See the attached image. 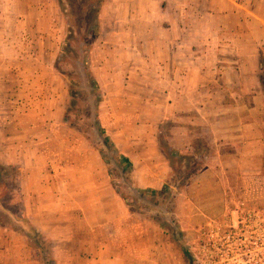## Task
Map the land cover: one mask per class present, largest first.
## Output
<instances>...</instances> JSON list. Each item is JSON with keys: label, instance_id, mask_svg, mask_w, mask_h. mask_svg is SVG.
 <instances>
[{"label": "rangeland", "instance_id": "1", "mask_svg": "<svg viewBox=\"0 0 264 264\" xmlns=\"http://www.w3.org/2000/svg\"><path fill=\"white\" fill-rule=\"evenodd\" d=\"M33 1L45 10L39 20L34 19L33 28L12 25L0 9V74L17 92L29 82L36 92L48 88L50 105L48 112H35L26 122L32 163L26 170L10 166L9 181H0V264H57L52 253L63 245L64 236L82 251L99 244L112 256L119 255L124 264H264V68H258L262 90L251 112L220 92L217 81L209 84L215 89L208 96L198 91L188 97L172 95L175 74L163 41L180 40L183 35L162 28L171 22L175 28L184 27L180 11L187 2L134 0L133 13L143 9L142 20L130 23L124 20L123 0L115 5L108 0L100 11L98 33L84 39L81 33L89 28L87 8L95 7L93 0ZM198 3H205L204 9L219 4L218 0ZM183 19L186 28L196 29L186 39L198 41L204 28L223 22L199 9L193 18L189 14ZM71 28V45L81 57L72 54L58 62ZM227 38L231 45L241 46L240 55L250 60L254 47L249 41H237L234 29ZM210 53L206 60L198 50L195 63L188 65L192 88L202 87L198 77L209 68L221 76L235 71L217 61L219 56L234 58L235 49ZM178 66L187 67L181 62ZM251 67L241 65L244 77L238 84L243 89L253 86ZM91 75L98 89L93 88ZM18 79H24L20 85ZM239 86H235L238 91ZM66 107L71 110L69 120L64 119ZM247 121L260 123L257 137L251 143L230 139L234 130L223 124ZM200 122L212 125L201 131ZM180 124H188L189 130ZM220 138L223 144L218 143ZM41 186L49 188L26 193ZM57 201L83 207L72 209L75 217L63 222L49 220L55 207L47 210L49 217L42 214L48 206L37 208L41 202ZM90 201L97 206L91 209ZM25 205L47 219V226L40 222L46 230L58 226L47 232L61 239H51L52 249L45 236L36 244L16 234L27 233ZM200 217L205 221L196 220ZM62 223L69 227L63 230ZM234 233L244 237L246 248L232 239ZM76 264L84 262L76 260Z\"/></svg>", "mask_w": 264, "mask_h": 264}, {"label": "crops", "instance_id": "2", "mask_svg": "<svg viewBox=\"0 0 264 264\" xmlns=\"http://www.w3.org/2000/svg\"><path fill=\"white\" fill-rule=\"evenodd\" d=\"M117 1L118 0H110V5H115ZM133 1L134 0H123L124 20L130 23L132 21L137 22L142 20V18L139 17V14L140 12H143V9L139 8V12L134 14V10L132 9ZM159 1L162 2L163 0ZM184 1L187 2V8L185 9L182 7L180 11V15L182 16L181 19L183 20L184 24L183 28H175V25L172 22L170 23V26L164 28L162 22L160 23L164 31H171L173 34L180 33V35H183L182 39L180 40L173 39L172 41H163V43L168 46L169 52H171L170 64L172 67V72L175 74L172 79L174 80V84H176V86L174 87V90L170 91V93L176 96L184 95L188 97L192 91H198L202 93V95L208 96L209 91L215 89L212 87L210 88L209 84L211 82L214 83L217 81V89H219L220 92L226 96L228 95L230 97L236 98V102L238 104H242V106H244L247 111H253L256 107V99L259 98V92L262 90L258 76V68L259 56L260 54H264V0H218L219 4L217 7H210L206 9L203 7L201 8V6L205 5V3L200 5L198 3L200 0ZM188 1L191 4H189ZM202 1L206 2L207 0ZM0 9L2 11V17L6 16V20H10L9 23H12V25H14L13 23L17 22L18 25H21V28H29V26L33 28V24L35 22L34 19L37 18L39 20V14L44 13L45 11L43 5L39 3L35 4L33 0H0ZM198 9L205 15L219 16L222 18L223 22L218 24L216 28H204L202 32V41L194 39L187 40L196 29L186 28V19H183V17L190 14V16L193 18L194 15H196V12H198ZM162 11L163 7L160 5V12ZM24 23L27 27L23 26ZM0 28H3V25L0 26ZM233 29L236 32L237 41H249L254 47V52H252L250 60L247 59L243 53L240 55L239 47L242 48L241 46L237 44L234 46L228 42L229 40L227 38V32ZM214 36H218L216 39L218 40L217 44ZM217 48H219V50L222 48L235 49L234 58L228 59L224 56H219L217 58L218 63L222 64L224 68L234 69L235 71L230 73L228 76H221L216 75L214 71H211V68L207 69L209 70L208 73L203 71L204 69H200L203 71V73L198 77V84L200 83L202 87L192 88L189 84L192 79L190 80L188 65L195 63L198 50L200 51L201 49L202 58H206V60H208L209 57H211L210 52ZM1 62L2 61H0V64ZM179 62L185 63L187 67H182L180 69L178 66ZM204 63L207 64L205 61ZM246 64H250L252 66L251 69L252 72H254V83L252 82L253 86L249 87L248 89H243L238 83H240L244 77V75L241 73V65ZM8 65H10L9 58ZM175 66L176 73L174 71ZM5 69L10 70L9 67H6ZM23 80L18 79L19 85ZM8 81L10 80L7 76L5 77L3 74H0V162L7 165H19V167L22 166L19 169L26 170L25 168L30 163H32V157L34 156L33 154H30V149L26 147V142L30 140L29 128L26 122L28 120V116L32 115L33 113L39 111L48 112L50 110V105L48 102L49 90L47 88L46 92L44 91L45 89L41 92H36V89L32 86V84L30 85L29 82V86L26 84V87H23L24 91L22 89H18L19 91L17 92L16 89L14 90L11 88V84L8 83ZM44 82L45 81L43 80V84ZM2 84H4L6 87L2 88ZM230 85H232V88H230ZM237 85L239 86V91L235 88ZM170 93L169 95H171ZM38 94H40L41 100L38 97ZM39 101H41V103H39ZM198 125L200 130L203 131L204 129L211 127L212 124L200 122ZM223 126L232 128L234 130L232 133H230L232 135L230 136V139H233V141L237 143H246L248 140L250 141L248 143H251L252 140L257 137V131L261 129L260 123L256 121L233 122L231 124L224 123ZM179 127L183 129L187 128L188 130L190 128L188 124H180ZM253 133H255V135H253ZM218 143L223 144V140L220 138ZM237 152L242 153L243 150L237 149ZM219 154H221V152H219ZM231 155H233V152ZM48 188V186H41L40 189L31 188L28 189L29 191L27 190L26 193H32L33 190L42 193V191L47 190ZM89 205L92 209L97 206V203L90 201ZM47 206L48 208L42 209L44 210L42 214L49 217L51 214L48 213L47 210L55 207L56 213H54V216H51L52 218L49 219L55 222H63L72 219L71 217H75L74 211L76 212L80 206L83 207L80 203L74 201H57L50 202L48 204L41 202V205L37 206V208L41 209V207L43 208ZM25 207L28 208V205H25ZM60 209H65V211H61ZM72 209L74 211H72ZM0 210L2 209L0 208ZM27 212L28 216L26 217L28 218L29 222L36 228L38 232L43 235V237L45 236V240L50 242V248L52 249L51 239L58 241L60 238L56 237L54 234H47V232H50L49 230L51 227L58 228V226H49V229L46 230V227L43 225H46L47 219L43 217V215L39 217L41 213H36L34 211L31 212L30 208H28ZM78 218L80 219V216H78ZM196 220L205 221V217H200ZM42 221L43 225L40 224ZM64 227H69V224L62 223L63 230L66 229ZM16 234L22 235L28 242H31L30 238L24 231ZM62 239L63 245L59 244L58 248H56V251H51L53 252L52 254H54L53 257L56 259L57 264H60L61 260L65 261L66 264H76V260L82 261L84 264H124L123 260L118 259L119 255L112 256L110 252H107L105 248L99 244H92L89 250L82 251V247L78 245L76 241L71 243L66 236L62 237ZM70 243L73 245L69 246ZM83 247L86 249L88 244ZM31 249H33L32 245ZM90 251L92 252L90 253ZM85 253H87V255H84ZM80 255H82V258H80ZM105 258L107 259L105 260Z\"/></svg>", "mask_w": 264, "mask_h": 264}, {"label": "trees", "instance_id": "3", "mask_svg": "<svg viewBox=\"0 0 264 264\" xmlns=\"http://www.w3.org/2000/svg\"><path fill=\"white\" fill-rule=\"evenodd\" d=\"M107 1L108 0H93V1H91V2H95L96 5H95V7L89 6V8H87L88 9V14L86 16V19H87L88 22L90 21V25H89V28H86L85 31L81 33V36L84 39L91 38L93 35H96L98 33L100 11L102 9V6ZM80 15H82L81 14V10H80ZM71 30H72V28L68 29V34L66 36L64 44H63L62 49H61V51L59 53V56H58V62L59 61H66L69 57H71L72 54L75 55V57H81V55H80L81 51H80V53H78L77 51H75L73 49V47L71 45V40L74 38L73 37L74 33ZM87 43L89 44V46L85 49V51H86V54L89 55L90 43L88 41H87ZM84 63H85V65L88 64V56L85 59ZM259 68L260 69L264 68V54H260V56H259ZM260 78H261V75H260L259 79ZM90 81L92 83L93 88L98 89L97 81L95 80V78L92 75L90 77ZM97 96L100 97L99 96V92L97 93ZM70 112H71V110H69V107H66V110H65V113H64V119L65 120H69V113ZM95 123H96V126H97V129H98L99 133L101 135H103L104 134V129L101 128V126H100V124L98 122V119L95 120ZM104 139L106 141L108 138L106 137ZM182 157H183V159H186V156H182ZM120 158L124 162H126L127 164L131 163L129 158H127V157H125L123 155H120ZM10 166H12V165L3 164V163L0 162V181H3V182H6V181L8 182L9 181V176H11V174L8 172V170L11 168ZM124 202L128 203L127 200H124ZM2 207L3 206L0 204V208H2ZM23 220H24L25 229L27 231V233L25 232L26 235L30 238V240H32L36 244H38L39 243V239L44 238L43 235L40 232H38L36 230V228L28 220H26L25 218ZM27 221H28V223H27ZM44 241H46V240L44 239Z\"/></svg>", "mask_w": 264, "mask_h": 264}, {"label": "built area", "instance_id": "4", "mask_svg": "<svg viewBox=\"0 0 264 264\" xmlns=\"http://www.w3.org/2000/svg\"><path fill=\"white\" fill-rule=\"evenodd\" d=\"M209 236H212V234L210 233ZM234 238H235V239L237 240V242L239 243V246H242L243 248H246V244H245V241H246V240H244V237H243V236H240L239 234L234 233L232 239L234 240ZM233 240H231L232 243H235V242H233ZM227 264H229V263H227Z\"/></svg>", "mask_w": 264, "mask_h": 264}]
</instances>
